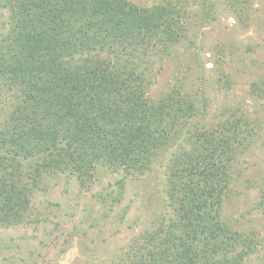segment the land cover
I'll return each instance as SVG.
<instances>
[{
    "label": "trees",
    "instance_id": "trees-1",
    "mask_svg": "<svg viewBox=\"0 0 264 264\" xmlns=\"http://www.w3.org/2000/svg\"><path fill=\"white\" fill-rule=\"evenodd\" d=\"M1 6L7 13L0 95L10 97L0 122L1 226L26 221L46 174L66 172L82 184L98 165L124 177L145 172L195 113L194 101L178 90L148 96L150 78L135 61L167 54L185 36L183 10L172 1L2 0ZM237 123L194 127L169 166L172 215L133 246L136 264H240L252 249L222 219ZM117 184L121 190L123 178Z\"/></svg>",
    "mask_w": 264,
    "mask_h": 264
},
{
    "label": "rangeland",
    "instance_id": "rangeland-1",
    "mask_svg": "<svg viewBox=\"0 0 264 264\" xmlns=\"http://www.w3.org/2000/svg\"><path fill=\"white\" fill-rule=\"evenodd\" d=\"M170 1L183 10L185 36L169 53L140 54L135 61L150 78L148 96L173 89L194 101L186 127L143 173L124 177L122 170L98 165L82 184L66 172L46 174L31 197L26 221L0 225V264H136L133 246L172 215L167 205L171 160L188 146L196 127L227 120L237 121L241 133L222 219L251 240L240 264H264V0ZM1 2L0 32L7 13ZM9 100L0 95V122Z\"/></svg>",
    "mask_w": 264,
    "mask_h": 264
}]
</instances>
